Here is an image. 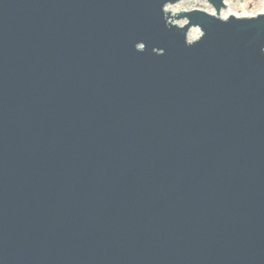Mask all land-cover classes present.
Here are the masks:
<instances>
[{
	"label": "water",
	"instance_id": "1",
	"mask_svg": "<svg viewBox=\"0 0 264 264\" xmlns=\"http://www.w3.org/2000/svg\"><path fill=\"white\" fill-rule=\"evenodd\" d=\"M180 1L0 0V264H264V12Z\"/></svg>",
	"mask_w": 264,
	"mask_h": 264
},
{
	"label": "rangeland",
	"instance_id": "2",
	"mask_svg": "<svg viewBox=\"0 0 264 264\" xmlns=\"http://www.w3.org/2000/svg\"><path fill=\"white\" fill-rule=\"evenodd\" d=\"M167 8L174 11L173 16L177 15L183 10L190 11L194 9H200L209 13L215 14V9L207 2V0H182L180 2L167 5ZM165 7V8H166ZM264 12V0H226V7L222 9L220 16L225 18L228 17L229 13L235 16H251ZM171 22H175L178 25H183L185 20H176L171 17ZM188 38L190 40L198 37L201 32L198 27L191 28L189 30Z\"/></svg>",
	"mask_w": 264,
	"mask_h": 264
},
{
	"label": "bare ground",
	"instance_id": "3",
	"mask_svg": "<svg viewBox=\"0 0 264 264\" xmlns=\"http://www.w3.org/2000/svg\"><path fill=\"white\" fill-rule=\"evenodd\" d=\"M165 11H167V12H170V14H173L174 13V11H172V10H170L169 8H165ZM228 15H233L232 13H229Z\"/></svg>",
	"mask_w": 264,
	"mask_h": 264
}]
</instances>
